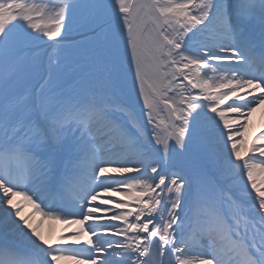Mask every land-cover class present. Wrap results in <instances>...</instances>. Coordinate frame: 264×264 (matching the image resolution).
<instances>
[{
    "label": "snow or ice",
    "instance_id": "snow-or-ice-1",
    "mask_svg": "<svg viewBox=\"0 0 264 264\" xmlns=\"http://www.w3.org/2000/svg\"><path fill=\"white\" fill-rule=\"evenodd\" d=\"M257 109L264 0H0V264H264Z\"/></svg>",
    "mask_w": 264,
    "mask_h": 264
},
{
    "label": "bare ground",
    "instance_id": "bare-ground-1",
    "mask_svg": "<svg viewBox=\"0 0 264 264\" xmlns=\"http://www.w3.org/2000/svg\"><path fill=\"white\" fill-rule=\"evenodd\" d=\"M261 128H264V109H257L255 113L252 115V126L249 129V132L247 134L248 139L251 140V138L260 131ZM25 213L22 212V215ZM32 219L34 222H39L41 220V215L39 213H36L32 215ZM56 230V224L53 220L43 219V225L41 228L42 234L45 235V237H52L54 238L56 234L54 233Z\"/></svg>",
    "mask_w": 264,
    "mask_h": 264
}]
</instances>
